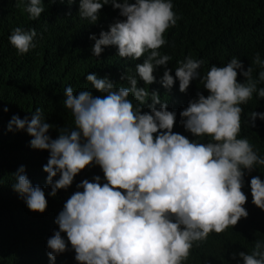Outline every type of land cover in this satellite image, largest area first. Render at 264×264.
<instances>
[{
	"label": "clouds",
	"instance_id": "9594fccd",
	"mask_svg": "<svg viewBox=\"0 0 264 264\" xmlns=\"http://www.w3.org/2000/svg\"><path fill=\"white\" fill-rule=\"evenodd\" d=\"M109 4L125 19L116 20L99 38L90 35L95 41L92 55L100 57L107 46H116L119 57L125 59L139 60L148 53L135 66L145 85L156 81L153 73L161 66L160 83L166 89L178 80L179 91L186 93L191 82L199 80L209 95L198 92V99L190 100L180 112L181 123L193 136L209 137L208 142L174 133L176 113L168 110L157 91L137 87L136 76L127 73L120 79L130 86L119 88L108 77L87 74L86 81L102 96L89 90L74 94L72 86H67L64 106L72 111L75 128H59L56 139L48 134L54 125L45 122L40 108L30 120L13 115L8 130L26 131L33 137V149L49 152L43 171L53 197L58 190L68 189L74 177L93 163L103 172V184L99 175L78 183L82 191L74 192L56 217L59 230L47 240L51 250L47 255L53 264L67 250L61 233H66L78 264H183L194 244L199 247L210 233H223L249 215L244 207L248 198L242 191L244 170L250 173L256 165H264V158L248 138H238L241 105L253 93L264 98V87H258L264 82V61L259 53L253 59L262 69L258 78H253L252 66L245 69L236 57L223 66L211 65L202 77L205 61L189 54L177 61L173 76L167 67L172 57L159 51L167 44L165 32L179 19L173 0H79V16L95 24ZM25 11L30 20L39 19L45 12L43 0H28ZM37 35L35 29L16 27L9 41L24 55L37 47ZM238 74L245 77L244 83L238 81ZM144 106L150 112H142ZM250 118L255 127L257 118L264 120V113L253 111ZM13 175V190L28 209L45 212V191L31 184L24 166ZM250 188L252 203L264 210V181L252 177ZM238 255L243 264H264V241L256 240L250 254Z\"/></svg>",
	"mask_w": 264,
	"mask_h": 264
},
{
	"label": "trees",
	"instance_id": "16d2710c",
	"mask_svg": "<svg viewBox=\"0 0 264 264\" xmlns=\"http://www.w3.org/2000/svg\"><path fill=\"white\" fill-rule=\"evenodd\" d=\"M28 0H0V264H53L47 253V240L59 230L55 219L63 210L67 199L76 191V185L94 176L101 177L103 172L94 163L82 170L72 185L57 191L55 197L49 195L51 187L47 184V173L43 166L47 164L49 152L33 149L30 141L33 137L26 131L8 130V123L13 115L21 119H31L36 108L42 109L45 122L54 125L49 135L56 139L61 127L75 128L74 116L64 106V90L71 85L75 93L89 90L94 96L104 94L95 90L86 75L95 73L98 78L108 77L119 87H129L128 81L121 80L125 75L136 76L137 87H146L149 92L159 93L162 102H167L169 111L176 113L174 133L182 134L192 141L207 143L209 137H195L183 127L180 112L190 100L198 99L197 93L209 95L199 80H193L186 93L179 91L177 80L169 90L160 80L164 67L157 68L153 75L156 81L145 85L136 74V64L143 63L148 53L139 60L121 58L116 46H107L100 57L92 55L95 41L90 35L99 38L101 31H108L116 20L125 19L118 9L111 4L105 5L95 24L79 16V0L72 4L68 0H43L45 12L37 20H30L25 11ZM134 2V0H130ZM173 11L179 17L177 24L164 34L167 44L159 51L172 60L167 65L175 76L177 61L191 54L194 59L205 63L200 69L203 77L211 65L223 66L233 57L247 67L254 68L253 78H258L262 70L253 64L257 53L264 61V0H173ZM16 27L26 30L35 29L37 47L24 55H19L9 41L11 31ZM42 36V38H41ZM238 81L245 82V77L238 74ZM264 87V82L258 84ZM133 104L138 101L129 96ZM148 103H151L150 97ZM159 109L160 105H156ZM241 132L238 138H248L264 158V120L255 121L251 126L250 113H264V98L256 93L247 104L241 105ZM8 108V111H3ZM142 112H150L147 106ZM156 135V134H154ZM24 166L25 174L33 186L39 185L48 201L45 212H33L28 209L23 199L13 190L16 182L14 173ZM250 173L245 171L242 191L247 196L244 205L249 215L241 218L234 227H229L220 234L212 232L199 247L195 244L187 261L183 264H243L239 252L250 254L256 240L264 241V210L252 203L250 181L259 176L264 181V165H256ZM59 178V174L55 179ZM67 244V250L56 256L54 264H78L75 252L67 240L66 233H61ZM236 254V258H233Z\"/></svg>",
	"mask_w": 264,
	"mask_h": 264
}]
</instances>
